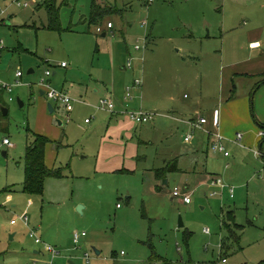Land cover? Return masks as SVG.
Here are the masks:
<instances>
[{
  "label": "rangeland",
  "instance_id": "1",
  "mask_svg": "<svg viewBox=\"0 0 264 264\" xmlns=\"http://www.w3.org/2000/svg\"><path fill=\"white\" fill-rule=\"evenodd\" d=\"M93 1L55 0L63 29L50 30L45 6L0 0V79L13 84L19 69L26 83L0 101V141L13 143L0 156V264H51L46 245L60 251L56 264H216L222 257L225 264H262L264 145L250 139L264 123V86L256 90L264 74L244 72L256 54L248 32L264 27V0H96L114 9L99 25L90 21ZM31 68L35 73H28ZM47 69L57 71L54 87L77 76L91 85V94L96 80L123 74L120 92L132 87L134 110L157 116L145 124L127 117L113 132L100 101L86 97L87 104L76 102L68 114L39 93ZM136 79L141 87L132 86ZM196 115H206L209 126L219 121L230 157L215 153L206 132L182 121ZM238 132L242 144L233 141ZM36 133L50 137L48 162L63 173L46 180L43 195L24 191L26 150ZM176 158L182 172L158 191L164 181L156 170ZM121 159L133 172L120 171ZM204 164L227 185L223 195L212 196L219 189L204 181ZM194 167L197 172H187ZM174 186L187 189L192 204L174 197ZM77 232L87 234L76 245Z\"/></svg>",
  "mask_w": 264,
  "mask_h": 264
},
{
  "label": "crops",
  "instance_id": "2",
  "mask_svg": "<svg viewBox=\"0 0 264 264\" xmlns=\"http://www.w3.org/2000/svg\"><path fill=\"white\" fill-rule=\"evenodd\" d=\"M184 1H186V2H189V1H191V0H184ZM43 1H35V0H32L31 2H30V5L28 6V7H30L31 6V4L32 3H34L35 5H37V8H40V7H38V5H40L41 3H42ZM8 20H10V19H8ZM109 22H111V21H109ZM108 22V23H109ZM113 28H114V25H113ZM113 28H111V29H113ZM104 33V32H103ZM105 33H106V35H107V32L105 31ZM248 43H249V45H250V49H252V50H255V52H256V54H255V57L253 58V60H250V61H252V63H248V64H250V67L252 68V69H249V70H247V71H245L244 73L245 74H248V73H251V71H253V70H255V71H253L252 73H257V72H260V71H263L262 73L264 74V27L263 26H261V25H258L257 27H255V29H253V30H250L249 32H248ZM253 43H258L255 47H253L252 46V44ZM2 60H3V56H2V58H1V61H0V63L1 64H3L2 63ZM76 61V60H75ZM94 63V62H93ZM77 65H79V64H77ZM61 67H64V66H62V64H61ZM81 66H78V69L80 68ZM127 67H128V65H127ZM126 67L124 66V67H122V69H125ZM128 68H130V67H128ZM12 70V66H9L8 67V71H11ZM19 70V69H18ZM17 70V71H18ZM102 70L103 71H105V66H103L102 67ZM16 71V72H17ZM29 71H31V72H28V73H30V74H32V73H35V69L34 68H31ZM76 71V70H75ZM127 72V71H126ZM45 74V73H44ZM57 74V71H53V74H52V76L51 77H53V76H55ZM76 74V73H75ZM69 75H72V76H74V73H72V72H69ZM14 77H15V79L17 78L16 77V73H15V75H14ZM24 77V73H23V76L21 77V78H23ZM50 77V82H51V84L53 83V81H52V78ZM115 77V76H114ZM114 77L113 78H110V76H107V77H104V78H101V79H98V80H96V81H99V83H95L94 84V86H92V87H94V91H92V94H91V90L93 89V88H91V85L90 84H85V82H84V79L82 78V77H74V78H71L72 80H70V81H66V83H63V85H62V87L61 88H59V90H63V91H65V92H67L68 94H70L73 98H75L77 101L76 102H81V103H83V104H87V102H86V100H84V99H92V101H100L101 99H103V98H110V99H112L114 102H115V111H113V112H111V111H107V110H104L109 116H110V119H111V121H110V123L111 124H113V126H112V131L113 132H117V129H119L122 125V123H126V121H125V118H129L131 121H133V122H135L134 120H132L131 118H130V116L128 115V111H130V110H134V109H137V108H135L136 106H133V102L134 101H131L132 99H133V97H132V99H129V100H127L126 99V95L124 94V93H121L120 92V88H119V85H123V81H124V76H123V74L122 75H119L118 76V78H116L115 77V79H114ZM21 80V79H20ZM142 80V79H141ZM126 83H127V79H126V81H125ZM21 84H26V83H24L22 80H21V82H20ZM68 83V84H67ZM260 83V82H259ZM258 83V84H259ZM13 84H15V82L13 83ZM20 84V85H21ZM38 84V83H37ZM258 84L256 85V90H259L260 88H262L263 86H264V83H262L260 86H258ZM53 85V84H52ZM111 85V86H110ZM128 85V84H127ZM143 85V80H142V84H141V86ZM17 86H19V85H17ZM68 86H70V88H67ZM110 86V87H109ZM130 86V85H129ZM128 86V87H129ZM132 86H134L135 87V81H134V83H133V85ZM141 86H139V87H141ZM39 87V86H38ZM56 88V87H55ZM58 89V88H57ZM76 91L78 94H76V96L74 97L71 93H73L74 91ZM81 90V91H80ZM234 92H235V85L233 86V89H232V95L234 94ZM39 93H40V95L42 96V97H45V99H47V97H46V95H45V93H44V90L43 89H41L40 87H39ZM74 94V93H73ZM231 94H229V96H231ZM86 97V98H85ZM139 97L138 96H136L135 97V99H138ZM42 100V99H41ZM48 100V99H47ZM139 108V107H138ZM140 108H142V107H140ZM148 112H153V111H148ZM3 113V112H2ZM219 115H220V111L218 110V112H217V116H218V118H219ZM172 117V116H171ZM198 117H202V115H196V116H194L191 120H195V119H197ZM203 117H206L207 118V123L204 125V127H203V129H201V130H203L204 132H206V134H207V139H208V142H209V145H211V142H212V134L211 133H215V132H221V130H220V123H219V121H217V125H208V124H210V119L206 116V115H203ZM87 119H89V117H87L86 119H85V122L87 123V124H91L92 123V121H90V122H87L86 120ZM155 120V119H154ZM191 120H188V119H183L182 121L184 122V123H186V124H188V125H190V123H189V121H191ZM158 121V123H159V125H165L166 124V120H161L160 121V119L159 120H157ZM135 123H137V122H135ZM137 124H145V123H137ZM264 124V123H263ZM208 125V126H207ZM205 126H207L206 128H205ZM212 127V128H211ZM261 129V128H260ZM192 130L193 131H196V130H198V129H193L192 128ZM262 132H264V130L263 129H261V130H259V131H257V130H255V137L254 138H251L250 139V141H251V143H253V144H255V143H260V146L262 147L263 145H264V142H262V140H263V135L261 134ZM222 133V132H221ZM37 134H41V135H44V134H42V133H37ZM223 134V133H222ZM45 136H47V135H45ZM224 136V139H223V143L225 144V141L227 140V138L225 137V135H223ZM48 137V136H47ZM50 138V137H49ZM123 139H125V137H123ZM234 139H235V137H234ZM243 139H244V137H243ZM52 141V140H51ZM233 141H235L236 142V140H233ZM50 144V143H49ZM48 144V145H49ZM48 145H47V148H46V165L48 166V168H50V169H53V166L51 165V164H49V162H48V159H47V149H48ZM226 145V144H225ZM11 148V147H10ZM8 149V148H7ZM6 151V150H5ZM8 155V152L6 151V155L5 156H7ZM231 156V155H230ZM229 156V157H230ZM224 157H226V156H224ZM226 158H228V157H226ZM177 160H178V170L176 171V172H172V173H170L169 175H168V177L167 178H158L159 179V181H164L163 183V185L161 186V185H158L157 187H158V191L159 190H161V189H163V187H165V186H169V184H170V175L171 174H173V173H181L182 172V170H181V167L179 166V158H176ZM121 160H123L122 162H123V168H121V170L120 171H129V172H133L131 169H127L126 167H125V159H121ZM175 160V159H174ZM172 161V160H171ZM168 162H170V161H166V164L168 163ZM166 164L163 166V167H165L166 166ZM197 165V164H196ZM162 167V168H163ZM197 170H198V168L197 167H194V169L193 170H187V172H197ZM200 172H206V174H208L207 176H206V178H205V180L204 181H209L208 183H210V188L211 189H219V190H216V191H214L213 193H216L215 195H223V193L226 191V189H228V187H227V185H225V183L223 182V179H222V177L220 176V175H218V174H216V173H212V172H209V170L206 168V165L204 164L201 168H200ZM156 176H157V174H156ZM167 181V182H166ZM204 181H201V183H205ZM213 182H219V184H217V185H213ZM204 184H202V186H203ZM206 185V184H205ZM222 185H224V187H222ZM175 186H178L177 184L175 185ZM174 186V187H175ZM231 187H230V194H231V197L233 198L234 196H232V193H231ZM234 189V188H233ZM187 189H185V191H186ZM188 192V191H187ZM190 193V192H189ZM212 193V196H215L214 194ZM174 196V195H173ZM193 196V195H192ZM175 197V196H174ZM176 198H180V197H176ZM180 199H183V198H180ZM184 201V200H183ZM187 204V203H186ZM192 204V203H191ZM230 219H232V218H230ZM36 253L38 254V253H40V251L39 250H37L36 251ZM100 253V252H99ZM228 263V262H227ZM262 264H264V262L262 263Z\"/></svg>",
  "mask_w": 264,
  "mask_h": 264
},
{
  "label": "built area",
  "instance_id": "3",
  "mask_svg": "<svg viewBox=\"0 0 264 264\" xmlns=\"http://www.w3.org/2000/svg\"><path fill=\"white\" fill-rule=\"evenodd\" d=\"M35 1H44V0H35ZM150 1H152V0H150ZM17 4L19 6L28 7L30 5V2H25L24 4H22L21 2H19V0H17ZM2 13H4V11ZM3 20L4 19L0 18V23ZM113 25L114 24L112 22H109L107 26H108V28L111 29V28H113ZM96 30L98 32H102L104 29L101 26H97ZM4 44L5 43H4L3 39L0 38V61H1V58L3 56V51L5 49ZM256 44H258V43H253L252 46L255 47ZM62 66H66V63L63 62ZM128 67H132L131 61L128 62ZM52 74H53V71L51 69H47L45 71L44 76L41 77V79L39 80L38 86L44 90V93H45V95L49 101H53V102H56L57 104H60L68 114H71L75 109V103L77 100L75 98H73L70 94H68L67 92H65L63 90H59L51 84L50 77L52 76ZM22 76H23V71L18 70L16 72L17 80H16L15 84H10V83H7V82L3 81L2 79H0V87L2 89H4L6 92L11 93L13 91L14 86L21 84L20 78ZM141 84H142L141 79L135 80V86H140ZM131 89H132L131 86L128 87L127 94H126L127 100L132 99V97H133L131 94ZM10 100H13L12 96H10ZM98 107L101 110H107V111L113 112V111H115V102L110 98H103L100 100ZM127 113L130 116V118L137 123L152 122L155 119V117L157 116V113L144 111L143 109L130 110ZM86 121L90 122L91 120L87 119ZM207 121H208L207 118L202 116V117H198L195 120L189 121V123L193 129H203V127L207 123ZM211 134H212V142H211L212 150L215 153H222L226 157H229L230 152L227 149L226 145L223 143V139H224L223 134L219 131L215 132V133H211ZM261 134L264 136V132H262ZM243 137H244V135L241 132H238V134L235 138L236 142H239L242 144ZM191 138H192V136L189 135L185 138V140L190 141ZM12 146H13V143L9 137L3 138L0 141V156H1V154H3V152L7 148H10ZM217 184H219V182H213V185H217ZM222 187H224V185H222ZM231 193H232V196H234V189L233 188L231 189ZM213 194L215 195L216 193H213ZM173 195L175 197L183 198L184 202L187 204H191L193 202L192 194L187 192V191H182L179 187H175V189L173 191ZM22 220L24 221V223L26 225H29V217L28 216L22 217ZM12 222L15 223L16 220H13ZM205 232L210 233V229L206 228ZM86 234H87L86 232L75 233L74 243L76 245L79 244L82 236H86ZM30 235H31V237H33L35 239L36 243H38V244L43 243L42 238L37 234V232L35 230H32L30 232ZM46 251H48L53 256V261L51 262V264H56L54 262V260L56 257L59 256L60 251L51 245H46ZM85 258L87 261H90V255L89 254H86ZM227 262H228V259L222 257L221 261L216 263V264H225Z\"/></svg>",
  "mask_w": 264,
  "mask_h": 264
},
{
  "label": "trees",
  "instance_id": "4",
  "mask_svg": "<svg viewBox=\"0 0 264 264\" xmlns=\"http://www.w3.org/2000/svg\"><path fill=\"white\" fill-rule=\"evenodd\" d=\"M41 6H45L48 11L49 23L47 28L50 30H62L60 15L58 9L55 7V0H44L38 5V7ZM113 10L111 6L103 7L94 0L90 21L98 24L100 20H103L105 16ZM262 83H264V79L260 81L258 86ZM5 93L6 91L0 87V101H2ZM259 127L264 130L263 123L259 122ZM50 142L52 141L49 137L36 133L34 140L27 146L24 181V191L27 193L43 195L46 180L49 177H63L62 169H50L46 165V148ZM262 142H264V137ZM177 170L178 160L175 159L168 162L165 167L157 169L156 174L158 178H167L170 173L176 172Z\"/></svg>",
  "mask_w": 264,
  "mask_h": 264
},
{
  "label": "water",
  "instance_id": "5",
  "mask_svg": "<svg viewBox=\"0 0 264 264\" xmlns=\"http://www.w3.org/2000/svg\"><path fill=\"white\" fill-rule=\"evenodd\" d=\"M8 23H10V20H8ZM103 36H106V33H105V32L103 33ZM29 72H31V71H29ZM19 103H20L21 106L24 105V103H23L21 100H19ZM49 108H50V111H51V112L54 111V108H53V106H52L51 103L49 104ZM1 110H2V112H3L4 115H7V114H8V111H9V110H8L7 107L2 106V107H1ZM3 155H4V156L6 155V151L3 152ZM166 182H167V181H166ZM80 210H81V209H80ZM179 225H180V226H183V225H184L182 219H181ZM97 253H99V251H97ZM69 264H76V263L70 260V261H69Z\"/></svg>",
  "mask_w": 264,
  "mask_h": 264
},
{
  "label": "bare ground",
  "instance_id": "6",
  "mask_svg": "<svg viewBox=\"0 0 264 264\" xmlns=\"http://www.w3.org/2000/svg\"><path fill=\"white\" fill-rule=\"evenodd\" d=\"M257 45V44H256Z\"/></svg>",
  "mask_w": 264,
  "mask_h": 264
}]
</instances>
